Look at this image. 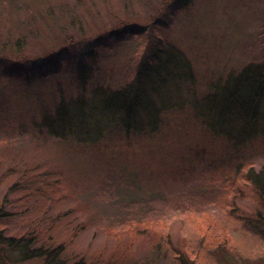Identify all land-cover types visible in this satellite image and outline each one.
I'll use <instances>...</instances> for the list:
<instances>
[{
    "label": "rangeland",
    "instance_id": "rangeland-1",
    "mask_svg": "<svg viewBox=\"0 0 264 264\" xmlns=\"http://www.w3.org/2000/svg\"><path fill=\"white\" fill-rule=\"evenodd\" d=\"M12 1L6 12L5 0H0V61L15 56L18 36L24 40L25 54H45L63 46L61 30L71 29L72 23L78 34L90 35L119 18L145 23L163 4V0ZM172 1L167 0L168 7ZM62 5L68 8L65 15ZM54 7L56 12H50ZM166 31L185 49L194 80L164 88L162 99L173 106L163 113L168 117L162 130L165 138L136 142L134 136L128 145L126 137L115 136L109 118L96 114L93 120H98L89 124L95 137L105 138L101 148L84 142L75 149L69 146L72 137L66 143L46 139L38 135L28 111L31 99L18 101L17 83L0 69V178L12 173V178L0 181V199L19 174L41 176L44 187L37 190L26 214L42 218L51 234L70 240L71 257L87 254L107 263L115 255L121 264H179L178 247L188 238L189 250L201 264H264L262 224L228 211L235 194L239 211L258 206L233 184L237 170L232 168L264 165V97L260 132L250 140L236 135L220 145L208 143L199 118L203 94L248 61L264 62V0H192L186 11L177 9ZM127 38L114 49L117 65L135 45L133 36ZM202 143L211 149L206 158L197 155ZM149 220L148 227L160 232L157 240L135 230ZM223 233L231 238L234 260L214 242Z\"/></svg>",
    "mask_w": 264,
    "mask_h": 264
},
{
    "label": "trees",
    "instance_id": "trees-1",
    "mask_svg": "<svg viewBox=\"0 0 264 264\" xmlns=\"http://www.w3.org/2000/svg\"><path fill=\"white\" fill-rule=\"evenodd\" d=\"M191 3L192 0H173L168 7L167 0H163L145 23L119 18L109 28L90 35L78 34L72 23L71 29L65 30L64 27L61 30L62 47L35 56L23 52L21 43L24 40L18 36L14 43L15 56L0 61V69L7 79L17 83L18 86H14L18 87V101L31 99L28 111L33 113L38 135L42 133L46 139L55 138L66 143L72 137L69 146L74 145L75 149H80L78 146L84 142L99 149L105 138L95 137L92 134L94 128L89 124L98 120H93L96 114L109 118L108 123L114 124L117 131L115 136L126 137L128 145L133 144L134 136L136 142L149 140L152 136L165 138L162 130L168 117L163 113L173 106L162 99L163 90L179 80L189 83L194 80L193 63L166 28L177 9L186 11ZM3 4V11L8 12L14 2L5 0ZM165 6L168 8L166 12ZM61 7L64 9L62 14H67V6ZM49 11L56 12V8ZM129 35L135 39V45L129 46L126 60L117 65L113 60L117 56L114 49ZM218 84L200 99L204 110L199 117L203 122V139L206 135L208 143L220 145L228 139H235L236 135L243 140L257 136L260 132V104L264 97V62L248 61L235 75L226 76L222 84ZM43 87L50 88L51 92ZM201 148L197 152L198 158L210 155L211 149L205 143ZM232 169L237 170L232 178L233 184L258 206L253 210L239 211L235 194L228 211L264 227V165L259 169L252 165L243 170L239 165ZM11 174V171L7 172L2 179L12 178ZM107 185L112 189L110 184ZM41 187H44L41 176L19 174L9 185L4 198L0 199L2 264H121L115 255L114 260L107 263L87 254L69 256L70 240L51 234L42 218L26 214L31 199L38 195L37 190ZM150 224V220L139 223L135 230L147 232L150 238L157 240L160 232H154L148 227ZM141 226L146 229L141 230ZM224 236L223 233V237H214V242L220 243L227 258L234 260L236 253L229 242L231 238ZM188 243V238H184L178 247L179 264H201L199 258L190 252Z\"/></svg>",
    "mask_w": 264,
    "mask_h": 264
}]
</instances>
